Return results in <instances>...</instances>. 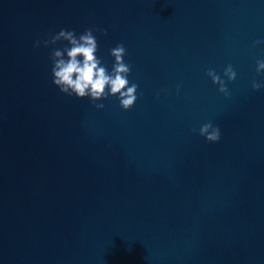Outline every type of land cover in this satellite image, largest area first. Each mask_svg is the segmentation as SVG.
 I'll list each match as a JSON object with an SVG mask.
<instances>
[{
    "label": "clouds",
    "instance_id": "1",
    "mask_svg": "<svg viewBox=\"0 0 264 264\" xmlns=\"http://www.w3.org/2000/svg\"><path fill=\"white\" fill-rule=\"evenodd\" d=\"M96 32L107 35V31L103 29L88 28L79 36L74 30L61 29L43 41H36L34 47L38 48L43 43V46L48 48L61 41L67 42L62 48L52 47L50 54L52 82L62 94L69 97L74 96L77 99L89 98L97 109L104 108V104L97 103L98 101L115 97L119 101V106L128 111L137 101L139 85L130 83L128 79L131 65L124 61L127 55L125 46L123 43H118L109 50V54L114 58L109 71L102 59L97 56L99 46L96 35H94ZM261 43H264V40H256L253 46ZM255 71L257 75L264 72V60L256 61ZM206 74L213 84L219 85L220 93L225 96L230 95L220 75L213 69H208ZM223 74L229 82L236 79V72L231 64L224 68ZM252 88L253 90L264 88V82H257L254 79ZM199 135L209 143H216L220 140L221 132L218 126L207 122L199 128Z\"/></svg>",
    "mask_w": 264,
    "mask_h": 264
}]
</instances>
